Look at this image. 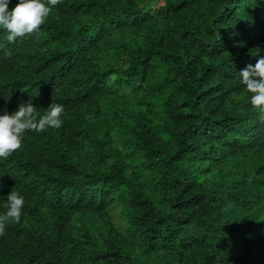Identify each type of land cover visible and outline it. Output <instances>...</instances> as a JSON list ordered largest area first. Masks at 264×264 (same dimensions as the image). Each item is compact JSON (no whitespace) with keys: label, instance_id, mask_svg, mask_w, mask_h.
Masks as SVG:
<instances>
[{"label":"trees","instance_id":"16d2710c","mask_svg":"<svg viewBox=\"0 0 264 264\" xmlns=\"http://www.w3.org/2000/svg\"><path fill=\"white\" fill-rule=\"evenodd\" d=\"M0 264H264V0H0Z\"/></svg>","mask_w":264,"mask_h":264}]
</instances>
